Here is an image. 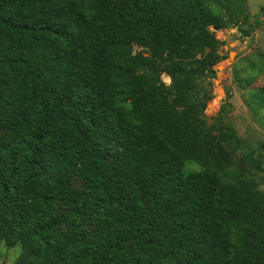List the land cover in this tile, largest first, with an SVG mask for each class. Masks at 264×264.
<instances>
[{"label": "trees", "instance_id": "obj_1", "mask_svg": "<svg viewBox=\"0 0 264 264\" xmlns=\"http://www.w3.org/2000/svg\"><path fill=\"white\" fill-rule=\"evenodd\" d=\"M245 4L0 0V244L17 264H264L260 163L235 166L241 142L200 92Z\"/></svg>", "mask_w": 264, "mask_h": 264}, {"label": "rangeland", "instance_id": "obj_2", "mask_svg": "<svg viewBox=\"0 0 264 264\" xmlns=\"http://www.w3.org/2000/svg\"><path fill=\"white\" fill-rule=\"evenodd\" d=\"M245 7L249 15L246 25L215 32L217 39L225 42L219 49L225 59L213 67V74L201 84L200 92L205 90L210 95L203 113L206 122L211 125L223 110V123L241 142V149L233 153L235 166L251 169L243 160L246 154L260 163L262 171L258 175L262 182L258 188L264 192V124L252 102V95L264 96V14L260 11L264 0H246ZM239 30L247 31L249 37L240 35ZM228 37L235 40L225 41ZM160 84L169 86L171 80L163 73ZM198 168L190 164L185 170ZM20 253V246L8 248L1 243L0 264H17Z\"/></svg>", "mask_w": 264, "mask_h": 264}, {"label": "water", "instance_id": "obj_3", "mask_svg": "<svg viewBox=\"0 0 264 264\" xmlns=\"http://www.w3.org/2000/svg\"><path fill=\"white\" fill-rule=\"evenodd\" d=\"M239 34L240 35H243V36H246V37H249V33L245 30H239ZM235 39L234 38H226L225 41H234Z\"/></svg>", "mask_w": 264, "mask_h": 264}]
</instances>
